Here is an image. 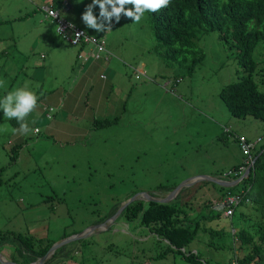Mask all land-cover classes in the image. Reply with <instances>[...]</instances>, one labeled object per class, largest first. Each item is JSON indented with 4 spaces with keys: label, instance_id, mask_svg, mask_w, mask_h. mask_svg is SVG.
<instances>
[{
    "label": "rangeland",
    "instance_id": "374dc122",
    "mask_svg": "<svg viewBox=\"0 0 264 264\" xmlns=\"http://www.w3.org/2000/svg\"><path fill=\"white\" fill-rule=\"evenodd\" d=\"M37 3L40 8L34 7L31 0H0V61L8 63L0 64V80L4 81V86L0 87V95L5 93L6 96L8 92L23 87L32 78L24 75L23 67H17L12 61L3 59L8 58L6 52L10 54L12 47H22L25 50L28 48V53L35 51L32 58H39V63L30 62L43 74L42 82L29 89L38 97H41L43 92L46 96L52 90L53 95L57 97L56 91L63 88V95L65 91L70 90L67 98L71 99V94H77L78 73L85 64H79L75 59L77 44L68 45L63 41L64 39L56 33L55 22L43 10L45 4H42V0ZM91 3L92 0H73V6L65 16L84 31L94 33L98 37L102 35L104 46L112 52V55L108 54L111 62H116L110 64L113 69L106 68L111 82L107 89L104 87L106 102L109 103L111 98L112 112L115 113L120 111L121 102L128 100L126 108L131 107L132 114L123 113L121 116L119 112L117 122L108 126L96 125L95 121H87L76 110H63L58 105L54 106V101L51 104L38 101L37 109L27 117V122L30 125L35 120L33 130L41 131L24 142L23 137L28 134L20 136L21 139L14 137L15 130L20 125L16 119L4 117L3 110L0 109V230L20 232L24 236H30L32 241L59 240L58 236H61L62 230L68 232L77 229L81 226L79 220L89 221L94 217V212L102 213L110 203L113 206L114 203L125 200L129 188L151 190L162 180L163 169L170 172L175 170L174 179L178 182L193 174H207L217 169L224 171L229 163L239 158L237 141L229 134L226 135L227 128L233 134H243L251 139L257 135L264 137L263 119L251 115H231L218 96L220 86L237 78L241 71L235 70L236 50L229 48L224 40L219 39L215 30L198 36V39L203 37L201 41H196V50H200L202 56L192 73L187 74L176 66L162 63L159 54L152 47L155 42L149 26L144 21L146 12L139 22H134L132 18L122 14L118 22L113 18L109 31L97 32L88 28L82 21V14ZM32 6L34 10H30ZM125 8L132 9L133 6L125 5ZM93 12L99 16L98 5L93 8ZM21 15L23 18H20ZM53 38L60 40L62 46L57 44V47L46 54V48L53 47L49 45ZM39 52L45 53L44 57H39ZM59 53L69 57L68 64H52L53 57ZM251 56L257 62L252 77L264 84V43L256 44ZM28 66H31L29 72H37L32 64ZM136 68L142 69L143 75L136 73ZM5 96H0V99ZM87 97L83 98L82 94H79L80 100L85 99L90 104ZM190 101L192 103L185 107ZM94 103L97 107L102 104L99 98L92 104ZM48 105L53 109L49 112L47 120L37 122L41 118L35 119L34 116L45 113L41 106L44 109ZM184 107L189 111L199 110L201 113L205 109L209 113L190 115L184 122L180 121L174 111L181 113ZM156 111L167 115L164 118L166 127L162 131L158 127H149L143 123L149 120L160 122L162 119L159 116L152 115ZM136 114L143 115L136 116L131 123L126 121ZM45 124L75 129L76 133H64L68 136L66 141L53 137L51 139V133L48 134L43 129ZM29 128L31 129L32 125ZM183 135L185 140L180 144ZM35 137L38 139L35 140ZM19 141L22 145L11 153V145L15 147V142ZM85 141H92L93 148L89 153L83 146ZM167 145L175 148L182 145L186 153L178 152L173 161H165L160 166ZM112 153H115L114 158L120 165L117 169L106 165L110 162ZM188 153L194 164L190 174L179 169ZM87 175L89 178H86ZM65 180L69 183L59 191ZM49 185L55 191L50 190L47 187ZM235 187L239 188L238 185ZM183 188V192L187 194L182 199L191 196L195 190L203 199L208 197L212 202L218 200L214 197L217 185L206 186L194 181ZM156 196L159 197L158 193ZM97 197H100L99 203ZM57 199L61 201L58 202ZM197 207L198 204L194 202L193 209ZM204 211L211 215L215 207L206 204ZM71 216L74 217L72 222ZM110 226L111 230H120L119 234H135L133 222L121 216ZM203 226L205 228H202ZM232 227L236 230L238 227L234 216L231 220L228 216H222L218 220L200 223L197 227V240H192L185 248L191 249L194 246L197 253L217 260L220 264H229V258L233 256ZM97 233L90 234L96 236ZM105 233L103 231L99 236H105ZM99 236L97 235V243H93V247L98 250V254H102L106 243ZM157 238L152 236L146 240L144 246L139 248L138 256L133 259V249L129 250L125 245H114L112 250H119L122 254L117 262L190 264L179 253L172 251H168L164 256L152 258L153 252L165 247L164 242ZM1 245V252L10 254L9 249L4 244ZM7 245L10 247L9 243ZM237 247L235 242V248ZM72 261L66 260L68 263L77 264Z\"/></svg>",
    "mask_w": 264,
    "mask_h": 264
},
{
    "label": "trees",
    "instance_id": "16d2710c",
    "mask_svg": "<svg viewBox=\"0 0 264 264\" xmlns=\"http://www.w3.org/2000/svg\"><path fill=\"white\" fill-rule=\"evenodd\" d=\"M37 1L38 0H31L34 7L40 8V6L37 7ZM48 1H51L52 8H58L59 15H64V17H66L65 19H67L65 14L69 12L68 10H70L73 5H70L67 10L62 11L59 5L61 0H42V4ZM72 1L73 0H68L69 3H72ZM33 6L30 10L35 9ZM43 10L45 11V9ZM145 12L144 21L149 26L155 42L152 47L159 54L162 63L168 66H176L187 74L192 73L202 56L201 51L196 50L198 48L196 47V41H201L203 39V37L198 39V36L207 31L215 30L219 39L224 40L229 48L236 50L235 57L237 67L235 70L236 72L238 70L241 71V74L237 78L229 80L220 86L217 92L218 96L231 115L236 117L251 115L254 118L259 117L264 121V84L261 80H255L252 77L257 62L251 56L254 46L258 43H264V0H171L167 7L157 12ZM46 15L50 16L48 14ZM50 17L56 24L54 17ZM20 18H23V16L21 15ZM86 34L92 36L96 42L104 43L102 35L98 37L94 33L86 32ZM49 45L56 47V44L53 42L49 43ZM34 52L35 51H30V56L28 50L22 47H12L10 54H8V51L6 52L8 58H3L12 61L17 67H23V70H25L24 75L32 77L29 79L30 82L28 83L31 89L43 79L39 77L38 74L34 76L32 72L28 71L31 67L28 66V64H32L34 67V64L30 62L33 61L32 57L33 54H35ZM173 79L174 81L176 80L175 78ZM0 96H5V93ZM129 102H131V100H129ZM127 103L128 100L121 102L120 111L117 110L115 115L95 117L91 122L95 121L96 125L106 124L107 126L117 122L119 120V112L121 116L123 113L125 115L132 114V108H126ZM191 103L192 101L187 103L185 107L189 106ZM185 107L181 113L174 110L177 112L180 121L185 122L190 115L199 116L203 113H209L205 109L203 113H201L199 110L189 111L185 109ZM49 108V105L45 107V113L42 112L41 116H34L35 119L41 118L37 122H43L42 119L47 120L46 112ZM138 115L143 114L133 115L130 119H126V121L131 123ZM152 115L159 116L162 120L160 122L157 120H149L146 122L143 121V123L148 124L149 127H158V129L162 131L166 127L164 118L167 115L159 111L154 112ZM204 116L206 115L204 114ZM204 119L208 120L207 118ZM31 125V129H33L35 123L32 122L29 127ZM17 129L19 128H16V130ZM40 131L41 130L38 132H29L28 136H24L25 138L23 137V141L25 142L27 141L26 139L36 136ZM45 132L48 133L47 131ZM146 133H148V131ZM19 135L22 136L21 134ZM37 139L38 138L35 137V140ZM183 140H185L184 135L182 136L180 144ZM21 145L22 142L20 141L15 142L16 148L14 145H11V153L12 150L18 149ZM263 146L264 141L260 144V148ZM178 147L179 148H175L172 145H167V149H164L160 166H162V163L165 161H173L178 155V152L182 154L186 153L184 146L178 145ZM92 148V141H90L86 147L87 152L89 153ZM92 153H94V150ZM114 155L115 153H112L110 162L106 165L109 168L114 166L117 169L120 165L118 160L114 158ZM10 156L14 155L11 154ZM190 158L192 157L188 153L186 159L181 163V167L179 168L186 174L192 173L194 169L193 161ZM234 164H236V162L229 163L227 168H233ZM162 171V180H159L158 186L153 188V192H158V194L165 192L178 182V180L174 179L175 170L170 172L163 169L161 172ZM216 171H220V169ZM86 178H89V176L87 175ZM243 179L237 185L239 187H243L246 184L251 185L255 201L247 210H240L236 214L234 213L235 220L243 221L242 224H239L240 227L237 231L239 246L244 249L242 255L239 257V262L241 261L242 264H264V148L258 153L254 168L245 180L247 182H244ZM49 180L54 181L52 179ZM68 183L69 181L65 180L59 191ZM203 183H210L212 186L217 185V188L214 189V197L217 199L222 198L226 193L234 191L236 189L235 186H237L219 185L208 181H203ZM47 187L55 191L51 185ZM57 189L58 188H56V190ZM210 189L212 190V188ZM136 190H138L136 187L129 188L124 198L128 197ZM59 200L60 199H57L58 202ZM186 200L187 199H182L180 194L175 195L168 202H144L140 199H134L123 207L120 216L127 221L133 222V231L136 237H132L131 234H119L118 232H120V230H111V226L109 225L110 227L108 226L106 229L97 233L99 236L101 232H106L105 236H99V238L105 240L106 243L102 254H98V250L93 247V243H97V235L94 236L90 234L89 236L78 237L64 242L59 247L55 248L42 264H71L66 262L67 259L73 260V263L76 261L77 264H120L117 260L122 254L119 250H112L114 245H125L129 247V250L133 249V253L131 254L133 259L135 256H138L139 248L144 246V242L152 236L155 237L154 233L158 236L157 239L164 242L165 247L159 249L158 251L160 252H153L152 258L164 256L168 251H172L179 253L181 257L190 264H220L217 260L212 258L207 259V257L202 254L192 252L188 248V252L186 253L179 250L180 246H186L192 242V240H197L199 219L201 217L204 219L206 217H211V215L207 216L203 211L204 208H206V204L210 205L212 203L208 197L199 202V212L194 210L193 207L189 208V211H187L185 208V204L187 203ZM190 200L193 201V199ZM97 201L98 203L101 201L100 197H97ZM195 201L198 203V200L195 199ZM119 202L114 203L113 206H111L110 203L102 213L98 211L94 212V217L89 221H85L84 219L79 220L78 222L81 226L77 229H72L68 232L62 230L63 233L61 236H58V238L79 232L85 226L99 222L108 216L109 213L118 206ZM217 217H219V213H217ZM73 218V216L70 217V222L74 221ZM256 228H258L259 231L258 242H254ZM163 238L166 239L167 242H165ZM5 242L9 243L10 247ZM52 242L51 240L45 242L41 239L32 241L30 236H24L20 232L0 230V248L2 246L1 244H4L9 249L10 258L20 264H27L36 257L42 255ZM210 243L211 241H209V245Z\"/></svg>",
    "mask_w": 264,
    "mask_h": 264
},
{
    "label": "clouds",
    "instance_id": "9594fccd",
    "mask_svg": "<svg viewBox=\"0 0 264 264\" xmlns=\"http://www.w3.org/2000/svg\"><path fill=\"white\" fill-rule=\"evenodd\" d=\"M66 1H67V4H65L66 6L65 10H67L70 7V5L68 4L69 3L68 0ZM61 2L62 0L60 1V4ZM170 2L171 0H92V3L86 6V9L84 13L82 14V21L88 28L94 29L97 32L109 31L111 29L113 18H115V20L118 22L121 18V15L123 14L126 17L132 18L134 22H139L145 11L157 12L160 9L167 7L170 4ZM97 5L99 6V16H96L93 12V8ZM125 5H132L133 8L126 9ZM45 6H51V1H48L47 3H45ZM55 9L58 12V8H55ZM59 16L65 19L64 16H61V15ZM71 23L73 24V28H71V30H68V29L66 30L67 37L73 36L74 29L76 28L81 29L77 27L73 22ZM55 30H56V33L59 34L63 39L70 42L65 37H63V35L60 32L57 31L56 24H55ZM81 30L86 34V31H84L83 29ZM79 35L80 34L77 33V37H79ZM70 43L75 44L72 42ZM95 43H98V42L95 41ZM95 43L90 42V41H84V39L80 38L79 42L76 43L77 46H79L76 52V56L84 59L86 55L92 60H96L99 58L106 59L108 57V54H111V52L104 46V43H99L101 48H96ZM83 46H88L90 49L88 51H84ZM80 49L83 50L84 53L79 52ZM100 53H103V56H101ZM99 76H103V74H99ZM3 86H4V81L0 80V87H3ZM38 100H39V97L36 95L34 91L29 89V85L26 82L23 87H20L13 91L8 92L3 99H0V109L3 110L4 117H7L8 119L17 120L20 127L16 131H18L21 135L28 134L29 132H32V131L38 132L39 129H35V130L30 129L29 124L27 122V117L33 111L37 109ZM51 110H52V107L50 106V108L46 112V116H49V112ZM32 122L34 123L35 120H33ZM225 132H226V135L229 134V136H231L232 138H235L237 141L238 150L240 153L239 161H236V164H234L233 168H226L224 171L220 170V171H216L212 174H207V175L214 176L215 178L229 182V185H226V186H230V185L234 186V185H237L240 181H242L243 178H244L243 181L247 182L245 180L254 168L256 157L258 153H260L261 150L264 148V146L260 148V144L264 141V137L262 135H257L254 139H251V138L246 137L243 134H233L232 131L228 128L225 129ZM239 135L245 136L246 140H256L254 143V146H252L249 149V157H247L246 154L243 153L240 147V143L238 140ZM203 181H208V180L200 179L198 181V184H203L206 186L210 185V183H203ZM208 182H211V181H208ZM185 186L186 185L181 186L176 191L177 193L176 192L175 193L178 194L179 190ZM170 189H167L165 192L158 194L159 197L156 196V193L158 192H155V197L160 198L161 196L165 195ZM176 194H173L168 200L163 201V202H168ZM225 196H230L233 203L227 204V202H225L224 204L223 198ZM254 201H255V196L252 193V186L249 184H246L243 187H239L230 193L224 194V196L218 199L216 202H212L210 205H213V207H215V211L213 214H211V217L210 218L207 217V219L208 220L218 219L220 215H222L223 217L228 216L229 219L231 220L232 216H234V213L236 214L240 210H247L248 207L254 203ZM227 208H230L229 214L224 213V211ZM217 213H219V217H217ZM200 223H203V221L202 222L199 221V224ZM239 227L240 225L238 226L237 230L234 229V227H232L233 256L229 258V264H242L241 261L239 262V257L240 255H242L244 249L239 246V238L237 236V231ZM202 228H205V226H203ZM131 236L136 237V234L134 235L131 234ZM154 236L158 237L155 233H154ZM258 236H259V231H258V228H256L254 242H258ZM163 240L167 242L166 239L163 238ZM235 242H237L238 244L237 248H235ZM179 250H181L183 253L188 252L185 246H180ZM189 250L192 252H196V249L194 248H191Z\"/></svg>",
    "mask_w": 264,
    "mask_h": 264
},
{
    "label": "crops",
    "instance_id": "0c3cea01",
    "mask_svg": "<svg viewBox=\"0 0 264 264\" xmlns=\"http://www.w3.org/2000/svg\"><path fill=\"white\" fill-rule=\"evenodd\" d=\"M69 5H72V3H68ZM60 36V35H59ZM65 43H67L68 45H70L71 43L66 41L65 39L63 40ZM53 43L56 44H61L60 40H55L53 38ZM70 43V44H69ZM28 47V44H27ZM76 51L78 50L79 46H75ZM52 48L54 47H47L46 48V54H48V51H50ZM59 49V48H58ZM90 48L88 46H83V50L84 51H88ZM28 50V48L26 49ZM83 50H79V52L84 53ZM111 52V51H110ZM45 53L43 52H39V57H44ZM112 55V52H111ZM103 56V54L101 55ZM76 61L79 64H85L83 65L82 69L80 70V72L78 73V78H79V83L76 85V93L77 94H71V99L67 98V96H69V94L71 93L70 90L65 91V94L63 95L62 92H64L63 88H60L58 91H56V93H58L57 97L55 95H53V92L49 91L48 94L46 96H44V92L42 93V96L39 97V102H48V103H52L54 101V106L58 105V107H61V109L66 110L71 112V110L75 111L80 114L83 118H86L87 121H92L93 118L95 117H102V116H106V115H115V113L112 112V106H111V98H110V102H106V98L107 96L103 94L104 91V87L107 89L111 82L110 79L108 77V75L106 74V68H110L113 69V66H111L110 64H116V62H111L110 56H108L106 59L104 58H100V59H96V60H92L91 58L87 57L85 55V58L82 59L81 57H75ZM39 58L34 59L33 61H35L37 64ZM69 61V57L65 56L62 53H59L57 56L53 57L52 59V64H68ZM0 64H6L5 62L0 61ZM35 69L37 72H32V74L34 76H38L43 78V74H40V71L38 70V67L35 66ZM136 73H139V75H143V71L142 69H135ZM99 74H103V76H99ZM43 80V79H42ZM42 82V81H40ZM165 83V82H164ZM103 89V90H102ZM102 90V91H101ZM68 93V94H67ZM67 94V95H66ZM79 94H82V97L85 98L87 97V100H90V104H88L86 102L85 99L80 100L79 99ZM44 96V97H43ZM55 96V97H53ZM48 97H53L51 99H48ZM99 98V100H101L102 104H99V107L95 106L97 104H92L95 100L97 101ZM41 99H48V100H41ZM53 109V108H52ZM41 110H45L42 109L41 106ZM43 129L46 130L49 134L51 133V139L52 137L56 140L62 139L64 141H66L67 137L66 135H64V133L66 132H70L69 134L74 135V133H76L75 129H70V128H65V127H58L57 125H53V124H45L43 126ZM81 132V131H80ZM20 133L18 131H15L14 133V137H18L17 139H20ZM70 140H72L71 138H69ZM89 144V142H84V147L87 146ZM239 153V150H238ZM240 155V153H239ZM239 161V158L232 161V162H236ZM214 171V170H213ZM216 172V171H214ZM211 171V173H207V174H212L214 173ZM184 188H181L179 190V193L181 195V197L185 196V194H187V192H183ZM197 191H194L193 194L187 198L186 200V204H185V208L187 211H189V208L193 207V204L196 200H198V207L194 210H196L197 212H199V208H200V203L203 198L199 197ZM177 195V194H176ZM190 199H193V201H191ZM204 211V210H203ZM206 211V209H205ZM204 211V213H205ZM206 214V213H205ZM208 216V214H207ZM220 217H222V215H220ZM214 220H218V219H214ZM200 222L203 221V223H205V221H208L207 217L204 218H200L199 219ZM237 226H239V224H242L243 221L237 220ZM238 228V227H237ZM235 229V228H234ZM198 235V234H197ZM191 248L196 249L194 246H192ZM1 251V250H0ZM7 256L10 258L8 253ZM173 256V255H172ZM206 257V256H205ZM208 259V257H207ZM212 260V259H211ZM207 264H211V263H207Z\"/></svg>",
    "mask_w": 264,
    "mask_h": 264
},
{
    "label": "water",
    "instance_id": "95a60500",
    "mask_svg": "<svg viewBox=\"0 0 264 264\" xmlns=\"http://www.w3.org/2000/svg\"><path fill=\"white\" fill-rule=\"evenodd\" d=\"M65 4H67V1L62 0L60 5L63 11L66 9ZM200 179H206L208 181L214 182L215 184H219V185H229V182L215 178L214 176H210L207 174H193L177 182V184L174 187H172L165 195L161 196L160 198L149 195L148 192H146L145 190L134 192L129 197H127L125 200L121 201L117 209L112 214H110L107 218L103 219L100 222L87 225L84 228H82L79 232L72 233L68 236L59 238V240H56L55 242H52L42 255L36 257L34 260L30 261L27 264H42L44 260L47 259L51 255L53 250L56 247L63 244L64 242H67L74 238L84 237L90 233L99 232L103 230L104 228L108 226V224L112 223L111 221L115 218L117 212H119L126 204H128L133 199L139 198V199H143V201L150 200V201H155V202H163V201L168 200L173 194H175V192L181 186L190 184L194 181H199ZM0 262L3 264H20L19 262L3 254L1 251H0Z\"/></svg>",
    "mask_w": 264,
    "mask_h": 264
},
{
    "label": "built area",
    "instance_id": "2783aa9c",
    "mask_svg": "<svg viewBox=\"0 0 264 264\" xmlns=\"http://www.w3.org/2000/svg\"><path fill=\"white\" fill-rule=\"evenodd\" d=\"M43 7L46 11V14L54 17V19L56 21L57 31L60 32L63 35V37H65L67 40H69L72 43H78L80 38H82V39H84V41H90V42L95 43V40L93 37L88 36L81 29H77V28L73 30V36L72 37H67L66 30L67 29L71 30V28H73V24L70 21L64 19L63 17H60L58 15L57 10L52 8L51 6H43ZM77 33L80 34L79 37H77ZM95 46H96V48H101L99 43H95ZM238 140H239L240 147H241L243 153H245L246 156L249 157V149L252 146H254V143L256 140H246L245 136H243V135H239ZM225 202H227V204L233 203L230 196H225L223 198V203L225 204ZM229 212H230V208H227L224 211L225 214H229Z\"/></svg>",
    "mask_w": 264,
    "mask_h": 264
},
{
    "label": "flooded vegetation",
    "instance_id": "af4514ba",
    "mask_svg": "<svg viewBox=\"0 0 264 264\" xmlns=\"http://www.w3.org/2000/svg\"><path fill=\"white\" fill-rule=\"evenodd\" d=\"M153 190H154V189L152 188L151 190H146V192H148L149 195L155 197V192H153ZM137 191H140V190H136V191H134V192H137ZM134 192H133V193H134ZM133 193H131V194H133ZM131 194H130V195H131ZM130 195H129V196H130ZM129 196H128V197H129ZM136 199H139V198H136ZM133 200H134V199H133ZM140 200L143 201V199H140ZM147 201H150V200H146V201H144V202H147ZM119 204H120V202H119ZM119 204H118V205H119ZM117 207H118V206H117ZM117 207H115V209L112 210V211L109 213V215L112 214V213L117 209ZM122 209H123V208H122ZM122 209H121V210H122ZM121 210H120L119 212H117L115 218L111 221L112 223H113L114 221L116 222L117 217L120 216V212H121ZM109 215H108V216H109ZM108 216H106L105 218H107ZM105 218H104V219H105ZM102 220H103V219H102ZM102 220H100V221H102ZM100 221H99V222H100ZM92 224H93V223H92ZM109 225H110V224H108V226H109ZM108 226H107V227H108ZM107 227H106V228H107ZM106 228H105V229H106Z\"/></svg>",
    "mask_w": 264,
    "mask_h": 264
}]
</instances>
